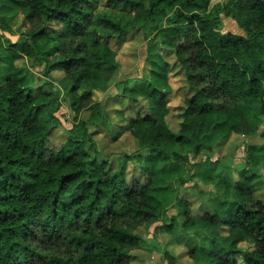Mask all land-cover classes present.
<instances>
[{
	"label": "trees",
	"instance_id": "trees-1",
	"mask_svg": "<svg viewBox=\"0 0 264 264\" xmlns=\"http://www.w3.org/2000/svg\"><path fill=\"white\" fill-rule=\"evenodd\" d=\"M211 1L104 0L100 9L101 0H16L28 26L14 43L0 15L11 59L10 75L0 77V264H132L146 241L140 229L159 222L154 237L183 245L190 264L202 248L212 264H264V197L253 184L264 168V144L249 147V168L236 183H223L242 198L228 219L216 203L180 190L175 204L182 211L163 220L166 209L153 194L169 163L202 153L210 159L233 135L264 138V0ZM222 16L245 34L222 33ZM134 31L147 42L150 76L119 81L111 41L124 43ZM24 58L45 77L63 72L60 81L70 84L76 122L63 129L59 146L49 144L59 123L42 118L56 119L61 104L33 71L16 64ZM176 70L189 89L178 131L167 121L172 89L156 81ZM83 85L91 89L80 93ZM112 86L122 108L111 113L92 91ZM42 94L50 99L39 103ZM101 133L113 141L129 133L137 150L112 158L99 147ZM90 146L100 165H93ZM233 162L219 157L211 170ZM198 222L211 229L200 244L178 232ZM160 248L152 243L147 251L175 264L177 257Z\"/></svg>",
	"mask_w": 264,
	"mask_h": 264
},
{
	"label": "rangeland",
	"instance_id": "rangeland-1",
	"mask_svg": "<svg viewBox=\"0 0 264 264\" xmlns=\"http://www.w3.org/2000/svg\"><path fill=\"white\" fill-rule=\"evenodd\" d=\"M224 0H212L211 6L216 3H222ZM101 8L104 9L105 2L101 0ZM222 33H234L238 35H244V31L239 28L237 23L230 19L222 16ZM27 24L22 19L18 21L17 26L14 29H22L26 31ZM0 34L2 32L0 31ZM12 43L16 42L21 36L11 35L10 33L5 34ZM126 40L122 43L123 39H114L111 41L112 48L118 53V60L121 64V69L118 74V80L126 79H143L145 75L150 76L149 72L152 64L146 60L147 55V42L145 41L141 32L134 31L126 36ZM171 61L174 60L171 58ZM17 65H25L31 71L35 73L36 83L44 86L46 94H51L58 97L61 104L59 111L55 113L56 119H50L43 116L42 122L49 123L51 125L59 123L55 132L51 135L50 145L59 146L65 139V133L63 129L72 128L76 122V114L71 107V95L69 93V82L66 80L60 81L63 78V72H53V79L42 75V67H34L26 58L18 60ZM159 83H167L172 89L169 97V107L171 113L167 117V121L174 131H178L181 118L179 113L184 106V99L189 93V89L185 83L182 72L176 70L170 74V78L162 82V80H156ZM91 88L87 85H83L80 93L89 91ZM93 101L102 102L107 105L108 110L112 113L114 109H121L122 104L116 101L117 90L115 86L110 89L101 91H92ZM50 99L49 96L42 94L38 100L39 103L47 102ZM113 118L117 122L118 119L112 114ZM259 131H264V119L263 123L259 128ZM99 147L112 158L122 156L124 154H132L137 150V143L135 139L129 134H125L118 141H113L107 134L101 133L97 135ZM263 137H242L240 135H233L228 144L220 148L221 151L217 152L212 158H208L205 153L195 155L192 154L189 157L188 162L173 161L168 164L165 170L161 173L157 179V183L153 189V194L159 196L162 199L163 205L166 209V215L162 217L163 220H169L173 215H177L183 208L177 206L176 197L177 193L182 190L183 194L188 199H195V195H200L206 201L216 203L224 215L225 219L230 217L238 203L242 200L239 197L235 189L226 191L223 183L226 180H230L233 183L237 182L240 178L241 171L248 169V156L249 147L251 145H263ZM89 150L93 155V165H100L102 156L93 151V147L90 146ZM150 150L146 149L141 152V156L146 157L149 155ZM232 156L234 159L233 165L226 166L219 164L216 170H211L212 161L217 160L222 156ZM241 166V168H240ZM132 168V164H130ZM207 177H211L207 180ZM256 189H260V194L264 197V168L257 174V178L254 181ZM72 195H64L65 200H70ZM196 206V205H195ZM194 206V207H195ZM181 209V210H180ZM162 225V222L152 225L150 228H141L139 233L146 239L145 242L141 243L142 249L133 252L135 258L132 264H169L164 258L162 252H148L151 244L159 245L160 251L167 249L175 255V264H190L191 261L187 256V250L183 245L171 242V238L158 234L154 237L156 227ZM184 237L189 236L196 240L200 244L204 236L210 234L211 229L206 225L198 222L197 227L194 230L184 231L181 228L178 229ZM156 241V243L154 242ZM166 241V245H165ZM168 242V244H167ZM199 248H202L199 245ZM195 264H212L211 260L207 256V252L204 248L200 249Z\"/></svg>",
	"mask_w": 264,
	"mask_h": 264
},
{
	"label": "crops",
	"instance_id": "crops-1",
	"mask_svg": "<svg viewBox=\"0 0 264 264\" xmlns=\"http://www.w3.org/2000/svg\"><path fill=\"white\" fill-rule=\"evenodd\" d=\"M16 0H0V15L3 16L7 23L13 29V35L23 33L22 29H14L19 20L26 24L28 16L24 13L23 9L15 2ZM9 43L0 34V77L7 78L10 75L11 59L7 53Z\"/></svg>",
	"mask_w": 264,
	"mask_h": 264
}]
</instances>
